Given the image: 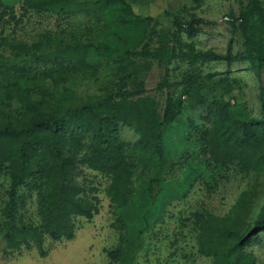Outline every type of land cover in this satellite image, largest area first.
<instances>
[{
	"label": "trees",
	"instance_id": "obj_1",
	"mask_svg": "<svg viewBox=\"0 0 264 264\" xmlns=\"http://www.w3.org/2000/svg\"><path fill=\"white\" fill-rule=\"evenodd\" d=\"M155 1L20 0L17 13L0 0L1 255L29 249L44 255L46 238L71 239L76 219L92 218L99 198L86 169L107 179L109 226L118 234L99 264H134L126 234L135 219L143 228L159 223L196 182L211 191L231 173L264 175V0H238L237 11L223 14L229 38L222 54L194 47L200 26L210 24L190 12L201 0L175 7L164 0L173 6L157 14ZM31 14L62 24L79 15L90 24L72 33L57 25L31 40L5 32ZM235 36L240 48L233 51ZM146 61L162 68L155 85L164 92L161 108L144 91ZM210 61L247 64L257 82V118L231 113L239 86L226 75L203 73L200 66ZM107 66L112 86L78 98L73 78ZM123 127L135 135L131 142L122 139ZM139 165L150 177L134 212L132 174ZM181 168L180 179H168ZM258 188L252 179L222 215L190 214L197 255L211 264H255L246 247L264 231V204L251 211Z\"/></svg>",
	"mask_w": 264,
	"mask_h": 264
},
{
	"label": "rangeland",
	"instance_id": "obj_2",
	"mask_svg": "<svg viewBox=\"0 0 264 264\" xmlns=\"http://www.w3.org/2000/svg\"><path fill=\"white\" fill-rule=\"evenodd\" d=\"M7 5H13L18 13L20 0H2ZM175 6L189 4V0H171ZM152 4V3H151ZM166 6V7H165ZM173 6L164 0H156L151 7L152 13L157 14L162 8ZM241 6L238 0H201L199 5L190 12L196 16L210 21L202 25L196 36L192 38L197 50H212L222 54L229 38L228 26L223 19V14L228 9L237 11ZM184 16V15H183ZM90 24L82 16H73L65 24L59 23L53 15H29L24 23L15 29L5 28L9 36L17 39L31 40L37 33L45 30L57 31V25L66 28L67 32H76ZM239 38L234 37L232 50L240 48ZM142 62V61H141ZM147 69L143 75V87L147 95L151 96L159 108L162 107L164 92L155 90V85L162 75V68L153 61H146ZM203 73H220L215 75L228 76L235 80L239 86L234 90L236 97L230 99V111L238 118L259 116V103L257 99V82L245 62H231L228 66L222 61H210L202 64ZM228 70V72H226ZM173 72V73H172ZM172 79L178 72L173 70ZM170 76V77H171ZM113 69L110 66L102 67L94 76H76L70 83L72 90L78 98L98 94L110 88L114 82ZM260 83L264 88V67L260 71ZM121 137L131 142L135 135L130 128L123 127ZM175 151L172 159H175ZM181 169L169 175L168 179H180ZM97 188L99 198L98 210L90 220L77 218L75 221L74 235L71 239L49 240L45 239L43 246L44 255H38L34 249L23 250L19 254L1 255L0 264H99L105 261L104 249L116 243L117 232L109 226L112 215L108 207V199L104 189L107 179L88 169L85 170ZM150 177L149 171L142 166H137L132 174L131 208L136 212L140 210L145 200L142 188ZM255 179L259 185L252 212L259 205L264 204V175L233 174L227 180L218 182L208 191L201 183L196 182L184 198L172 201L166 208L159 223L143 228L137 219L127 231V253L134 258V264H211L207 257L195 253V242L191 230L190 214L197 210H207L213 214H224L233 203L237 194ZM5 179L0 176V201L3 197ZM259 241L246 247L255 256V264H264V231L258 234ZM1 247V241H0Z\"/></svg>",
	"mask_w": 264,
	"mask_h": 264
}]
</instances>
